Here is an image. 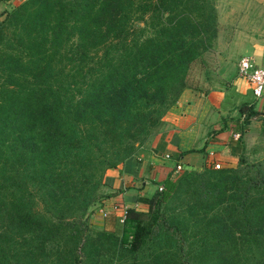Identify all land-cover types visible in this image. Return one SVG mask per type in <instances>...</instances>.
<instances>
[{
	"label": "trees",
	"instance_id": "trees-1",
	"mask_svg": "<svg viewBox=\"0 0 264 264\" xmlns=\"http://www.w3.org/2000/svg\"><path fill=\"white\" fill-rule=\"evenodd\" d=\"M215 32L207 0H21L4 13L0 264H9L12 251L57 253L69 241L75 253L87 245L74 221L105 171L159 126ZM79 145L96 154L79 157ZM68 158L84 181L70 177ZM145 203L151 223L132 208L123 223L132 226V255L146 239L153 254L126 264H184L178 249L188 235L184 254L200 264H264V162L186 171ZM91 252L102 254L100 247ZM74 257L62 264L80 262Z\"/></svg>",
	"mask_w": 264,
	"mask_h": 264
},
{
	"label": "rangeland",
	"instance_id": "rangeland-1",
	"mask_svg": "<svg viewBox=\"0 0 264 264\" xmlns=\"http://www.w3.org/2000/svg\"><path fill=\"white\" fill-rule=\"evenodd\" d=\"M207 1L214 9L215 35L205 50L190 63L186 72L184 87L176 102L166 109L161 116L159 126L154 129L148 140L140 146L148 144L154 133L163 124L166 112L182 103L183 105L188 104V107H194L196 111L202 113L203 117L199 121L200 126L198 129L201 138L204 131L215 134L217 131L227 130V132L230 131L229 138L233 141L232 133L239 131L240 142L236 144V151L233 153V156H235L233 167L238 166L241 162L242 164L264 162V113L261 114L254 109V104L251 103L248 92H241V87L235 83L240 78L237 75V61L240 57L249 55L256 56L261 61L264 59V0ZM8 7L7 11L0 12V20L3 18L4 13L12 8L11 6ZM183 109L181 107L180 111H184ZM248 113L254 114L250 115ZM210 137H213V135ZM78 148L80 150L79 157L96 154V152L89 154L86 146L79 145ZM74 160L76 159L70 160L68 158L66 160V162L70 161L69 166H67V168H70V177L78 176V181H84L83 174L73 170L71 163ZM225 163H220L221 168L227 167ZM205 168L211 169L207 164ZM84 169L86 172L87 167L85 165ZM93 185V183L88 184L87 187L91 188ZM56 190L59 192L58 189ZM95 193L96 196L87 206L85 213L74 221V226L79 230L78 235L82 234L86 237L87 245L82 250L75 249V253H73L72 243L63 241L60 243L61 248L59 251L57 250V253H53L51 249L49 250L46 247L44 252L38 250L35 253L30 252V254L21 257L16 255L15 251H12L9 264H62L67 259L75 258L74 256H77L80 262H71V264H126L135 257L149 261L146 257L153 254V248H150V246H153L152 243L149 239H146L137 250H134L135 254L132 255L128 243L132 226L123 223V219H121V233L117 236L121 240L109 237V233L101 232L100 227L93 223V218L99 216L97 214L98 207L101 205L104 196L102 184H98ZM180 204V202L174 201L170 206L174 205L178 208L181 207ZM145 211L140 216V221L147 225L151 223V213ZM161 211L164 212V209L161 208ZM164 213V215H169L171 210ZM157 221H160V217ZM158 222L150 225L152 232L156 231ZM158 229L160 228L158 227ZM194 230L201 233L200 228H194ZM171 231L174 230L170 229L169 233ZM172 234L177 233L173 232ZM124 235L125 239L122 238ZM191 240L192 238L189 235L181 239L180 245L182 247L180 248L182 249H178V255L182 257L184 264H200V260L194 255L189 257L188 253L184 254L186 251L185 245L190 243ZM101 243L102 245H100ZM95 247H100L101 255L91 256V253H93L91 251ZM87 249H89L88 254L91 252L90 259L89 255L85 254ZM241 262L237 261L238 264ZM230 264L236 263L232 261Z\"/></svg>",
	"mask_w": 264,
	"mask_h": 264
},
{
	"label": "crops",
	"instance_id": "crops-1",
	"mask_svg": "<svg viewBox=\"0 0 264 264\" xmlns=\"http://www.w3.org/2000/svg\"><path fill=\"white\" fill-rule=\"evenodd\" d=\"M20 1L0 0V12L7 11L8 6L13 7ZM255 58L264 62V59L261 61L260 58ZM235 83L241 87V92H248L254 109L263 114L264 92L261 97L255 98L243 79L239 78ZM181 107L184 111H180ZM202 117V113L194 107L179 103L166 112L163 124L146 146H139L135 154L105 171L104 196L99 206L105 214L98 212L99 216L93 218V223L100 227L101 232L117 237L121 233V216L125 209L132 208L142 212L147 210L145 201L156 194L157 187L177 178L173 172L176 161L181 163L184 170L182 173L201 171L211 160L226 162L227 167H233V153L236 151V144L240 142L239 131H234L239 133V137L233 141L227 130L217 131L215 134L204 131L201 138L198 129ZM209 151L213 153L212 156H208ZM165 154L169 158H164Z\"/></svg>",
	"mask_w": 264,
	"mask_h": 264
},
{
	"label": "built area",
	"instance_id": "built-area-1",
	"mask_svg": "<svg viewBox=\"0 0 264 264\" xmlns=\"http://www.w3.org/2000/svg\"><path fill=\"white\" fill-rule=\"evenodd\" d=\"M237 75L241 79H243L253 97L258 98L263 95L264 92V62H259L254 56H242L237 61ZM239 137L238 132L232 133V139L237 140ZM212 152H208V156H212ZM164 158H169L168 154L164 155ZM209 167L211 169H220L221 165L217 160H211L209 163ZM183 167L179 161H176L173 166V172L175 176L181 174L183 172ZM162 186L157 187V191H161ZM98 212L101 214H105L102 207H98ZM125 212L123 211L121 219L124 218Z\"/></svg>",
	"mask_w": 264,
	"mask_h": 264
}]
</instances>
